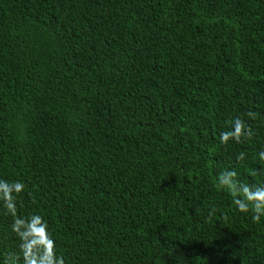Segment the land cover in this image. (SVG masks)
Returning <instances> with one entry per match:
<instances>
[{
    "label": "trees",
    "instance_id": "obj_1",
    "mask_svg": "<svg viewBox=\"0 0 264 264\" xmlns=\"http://www.w3.org/2000/svg\"><path fill=\"white\" fill-rule=\"evenodd\" d=\"M237 116L254 137L221 144ZM262 150L264 0H0V179L65 264H264L216 186L264 183Z\"/></svg>",
    "mask_w": 264,
    "mask_h": 264
},
{
    "label": "clouds",
    "instance_id": "obj_2",
    "mask_svg": "<svg viewBox=\"0 0 264 264\" xmlns=\"http://www.w3.org/2000/svg\"><path fill=\"white\" fill-rule=\"evenodd\" d=\"M252 120L257 114L249 111L245 114ZM230 129L220 134V143L227 145L230 141L237 144L251 140L254 132L245 120L237 116L230 121ZM260 161H264V150L258 153ZM245 159V153L240 152L238 161ZM216 186L226 190L232 197V203L240 213H252L256 223L264 217V183L247 184L237 178L234 170H224L216 178ZM25 184L21 181L0 179V205L12 217L11 231L18 239V250L9 252L3 264H65L64 258L57 255L56 243L49 232V225L39 214L22 216L18 214L20 196L24 193ZM216 208L212 207L208 219L215 215Z\"/></svg>",
    "mask_w": 264,
    "mask_h": 264
}]
</instances>
